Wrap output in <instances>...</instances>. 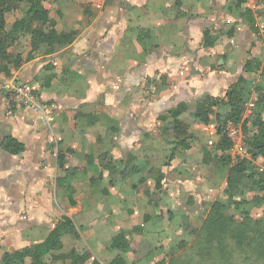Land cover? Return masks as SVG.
<instances>
[{"label":"crops","instance_id":"1","mask_svg":"<svg viewBox=\"0 0 264 264\" xmlns=\"http://www.w3.org/2000/svg\"><path fill=\"white\" fill-rule=\"evenodd\" d=\"M245 10L256 21L254 10L259 9L251 0L239 8L232 0H60L50 6L56 33L68 29L75 34L11 78L30 84L51 117L18 105L10 109L7 95L0 93V254L40 243L63 218L78 233V238L63 236V245L77 254L89 252L101 264L117 254L128 263L131 253L111 247L120 231L138 243V252L144 246L147 253L152 249L147 255H154V264L164 249L185 240L176 217L196 210L179 205L177 190L163 185L162 161L170 142H176L174 120L166 113L187 104L178 120L201 134L188 151H176L171 162L194 147L204 154V147L218 141L215 125L200 124L192 114L204 96L224 99L241 75L244 63L237 51H249L255 35L241 17ZM206 30L211 45L204 43ZM224 37L234 41L237 51L224 48ZM19 44L26 48L29 42ZM136 132L141 135L137 145ZM4 137L16 139L24 151H3ZM68 149L84 168L69 182L71 199L66 186L57 184L65 175L57 167V153ZM106 152L118 160L131 153L139 171L111 182L100 159ZM152 171L163 175L160 189ZM152 195L158 199L155 206L149 204ZM165 206H176L180 213L168 215L169 225L161 226Z\"/></svg>","mask_w":264,"mask_h":264},{"label":"trees","instance_id":"2","mask_svg":"<svg viewBox=\"0 0 264 264\" xmlns=\"http://www.w3.org/2000/svg\"><path fill=\"white\" fill-rule=\"evenodd\" d=\"M60 0H0V75L11 78L13 72L35 59L51 55L55 45L69 43L72 31L66 29L58 35L55 23L49 19V7ZM248 0H232L235 8L241 7ZM264 12V0H252ZM15 17L12 23L7 22V16ZM242 19L254 29L255 19L250 10H245ZM257 32L254 30L253 33ZM227 32V36H231ZM264 36V35H263ZM219 34L213 40L217 43ZM204 43L211 45V37L206 30ZM21 40L29 42L23 48ZM13 49V50H12ZM259 74L264 80V67L255 58L244 62L241 75L226 91L224 99L204 96L196 103L192 114L200 124L215 125L218 141L213 144L216 159L229 169L226 179L224 195L225 208L230 206L237 212L225 215L222 211L211 209L199 230H193L189 225L182 230V236L192 235L190 242L179 241L176 245L163 250V258L155 264H264V220L254 219L244 206H264V88L257 85L255 92V110L245 115V103L250 98L251 82L245 75ZM0 93H3L0 90ZM10 109L15 105L8 98ZM187 104L181 103L169 110L166 115L174 120V137L176 142H170L168 162L174 159L176 151H188L193 140L201 135L178 117L187 111ZM67 116L77 117L78 113L68 112ZM165 117L164 119H166ZM240 124L246 135V157L232 159L230 155L231 142L226 137L224 128L226 123ZM2 150L19 155L24 146L12 137H4ZM249 157V158H248ZM102 167L108 171L111 182L121 179L127 180L139 171L136 159L128 153L124 160L115 159L109 152L100 156ZM260 160L261 166L252 165V161ZM57 167L65 172L63 178L57 179L58 185L66 186L71 199L73 193L69 182L77 172L84 168L77 164L72 150L57 153ZM155 181V188L160 189L163 175L150 172ZM145 180L140 179L139 183ZM157 196H150L149 204L157 205ZM238 219V220H237ZM69 235L78 238V233L69 218H63L40 243L34 244L12 253L0 254V264H101L93 259L89 252L77 254L74 250L64 246L61 239ZM138 243L132 241L128 235L120 231L112 237L111 247L118 253L139 254ZM144 258H142L143 260ZM107 264H138L136 261L126 263L117 254Z\"/></svg>","mask_w":264,"mask_h":264},{"label":"rangeland","instance_id":"3","mask_svg":"<svg viewBox=\"0 0 264 264\" xmlns=\"http://www.w3.org/2000/svg\"><path fill=\"white\" fill-rule=\"evenodd\" d=\"M256 12V22L264 28V12L263 10H254ZM15 19L14 16L8 15L7 16V22H12ZM254 30H257V28H254ZM264 34L260 33L258 30L255 32L254 35V41L252 42V46L250 47L249 51H237V46L234 43V41L230 38L224 37V48H230L235 49L237 52L241 53L240 59L244 63L247 58L255 57L256 60L260 62V66L264 67ZM13 50V49H12ZM253 52V53H252ZM227 52H225L224 56H227ZM236 63V62H235ZM246 78L251 82V88H250V98L249 101H252L255 103L257 93L255 92V88L257 85L264 88V80H261L258 76L255 75V77H251L249 75H246ZM4 79H0V85L4 86ZM0 90H2L0 88ZM7 106H10L8 102H6ZM21 107V106H19ZM207 132L210 131V128L205 129ZM130 136V133L128 134ZM140 132H136V145L138 144V138H139ZM126 140V139H124ZM133 139H129L128 137V143H130ZM134 144V145H135ZM213 147V146H212ZM211 146L204 147L205 152L201 151L199 147H194L191 151L184 153L178 157L175 158L174 161L170 162L167 166L166 164L169 152L168 154L164 155V159L162 161V167L164 171L166 172L164 174L165 181H163V185L172 187L174 190H177L176 193L178 194V198L180 199L178 201L179 205H186L189 206L191 204V207L195 206L196 214H188L183 213L180 218L176 217L180 226H182V230L185 228V226L189 225L192 227L193 230H199V228L202 226L203 221L205 220V217L207 213L211 209H216L219 211H222L225 215H234L235 218H239V215L235 210H233L232 207L228 206L225 208L226 204V197L224 195V189L226 187V179L229 175V169L227 166L222 165L214 156V150ZM249 158V157H248ZM252 165L256 167L261 166L260 160H254L252 161ZM135 182V181H134ZM137 186H143L146 185H139ZM153 187V182L150 185ZM244 209H247L249 211V215L254 219H263L264 220V206L261 207H253L250 205L244 206ZM176 206L175 207H166L164 208V218L166 219V222H162L161 226H167L169 225V218L166 217L178 214L180 211ZM167 212H170L171 214H168ZM238 220V219H237ZM185 238L186 242H190L192 239V235H184L182 236ZM181 241V240H180ZM178 242L175 241L174 245H176ZM149 248L144 246L138 252L139 254H129L130 257L128 259V263H131L132 261L138 262V264H154L155 259L153 256H148L147 250ZM139 251V250H138ZM143 255V256H141ZM145 257V259L142 260V258Z\"/></svg>","mask_w":264,"mask_h":264},{"label":"built area","instance_id":"4","mask_svg":"<svg viewBox=\"0 0 264 264\" xmlns=\"http://www.w3.org/2000/svg\"><path fill=\"white\" fill-rule=\"evenodd\" d=\"M252 1V0H251ZM254 2V1H253ZM254 8L259 9L254 2ZM254 28L264 34V28L259 26L255 21ZM4 86L0 85L1 91L7 95L9 101L14 104L21 106L27 110H30L40 115H46L51 117L52 111L49 106L42 100L37 91L30 86L28 83L18 82L14 78L4 79ZM245 115L247 116L253 110H255V103L249 101L245 103ZM224 132L226 137L231 142L230 155L232 159H243L246 157V135L244 134L240 124H233L231 122L226 123Z\"/></svg>","mask_w":264,"mask_h":264},{"label":"water","instance_id":"5","mask_svg":"<svg viewBox=\"0 0 264 264\" xmlns=\"http://www.w3.org/2000/svg\"><path fill=\"white\" fill-rule=\"evenodd\" d=\"M222 63V62H221Z\"/></svg>","mask_w":264,"mask_h":264}]
</instances>
